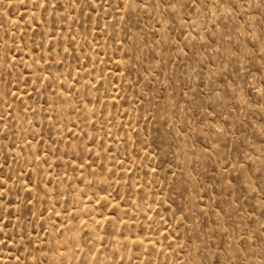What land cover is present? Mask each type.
<instances>
[{"label": "rangeland", "instance_id": "374dc122", "mask_svg": "<svg viewBox=\"0 0 264 264\" xmlns=\"http://www.w3.org/2000/svg\"><path fill=\"white\" fill-rule=\"evenodd\" d=\"M0 264H264V0H0Z\"/></svg>", "mask_w": 264, "mask_h": 264}, {"label": "bare ground", "instance_id": "6f19581e", "mask_svg": "<svg viewBox=\"0 0 264 264\" xmlns=\"http://www.w3.org/2000/svg\"><path fill=\"white\" fill-rule=\"evenodd\" d=\"M138 242V241H137Z\"/></svg>", "mask_w": 264, "mask_h": 264}]
</instances>
